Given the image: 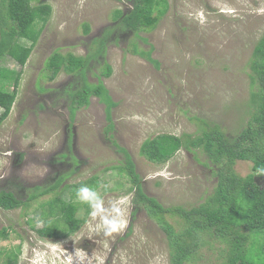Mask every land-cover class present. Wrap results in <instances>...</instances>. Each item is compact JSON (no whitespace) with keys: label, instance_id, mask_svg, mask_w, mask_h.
Here are the masks:
<instances>
[{"label":"rangeland","instance_id":"1","mask_svg":"<svg viewBox=\"0 0 264 264\" xmlns=\"http://www.w3.org/2000/svg\"><path fill=\"white\" fill-rule=\"evenodd\" d=\"M168 1L169 11L153 31L135 33L114 18L117 11L131 9V0H33L34 6L51 5L53 12L23 68L11 115L0 126V190L23 191L27 196L33 188H47L64 177L59 190L68 187L66 200L73 186L83 182L100 193L106 207L113 198L134 195L127 227L111 237L88 231L90 208L78 199L82 206L77 217L85 223L65 239L41 238L29 225L33 220L36 228L43 226L34 210L54 194L41 196L29 211L0 209V264H28L31 248L40 246L39 241L58 245L49 251L50 257L62 249L74 254L80 248L90 257L94 252L102 256L105 264H171L166 233L134 203L132 184L120 169L125 156L116 144L131 154L149 197L166 208L190 210L204 203L218 179L201 150H181L157 166L141 156V147L160 134L197 135L201 119L220 125L231 138L246 127L251 115L249 63L264 34V13L257 11L264 8V0ZM201 11L203 23L196 18ZM135 46L141 51L153 49L159 65L136 55ZM102 47L104 53L97 56ZM55 52L97 56L87 70L91 84L99 82L105 64L112 66V76L101 77L118 103L111 132L106 107L96 97L71 119L68 92L79 78L64 72L54 81L45 78L46 63ZM4 66L22 69L10 57ZM252 167L251 162L238 161L234 169L249 180ZM94 177L97 182H90ZM253 183L263 188L264 177L255 176ZM50 220L58 227L63 223L59 217ZM167 220L177 230L183 222L178 217ZM6 228L8 232H3ZM207 240L194 264H224V247ZM14 255L17 262L12 261Z\"/></svg>","mask_w":264,"mask_h":264},{"label":"trees","instance_id":"2","mask_svg":"<svg viewBox=\"0 0 264 264\" xmlns=\"http://www.w3.org/2000/svg\"><path fill=\"white\" fill-rule=\"evenodd\" d=\"M131 1V9L127 13L117 11L114 18L125 29L135 33L153 31L170 8L168 0ZM52 12L51 5L34 6L33 0H0V126L11 115L19 94L23 68L39 42ZM89 32L90 26L86 25L85 33ZM103 49L104 47L99 50L97 56L104 53ZM133 52L159 65L152 57L153 49L141 51L135 46ZM97 56L82 57L73 53L63 55L55 52L48 58L44 76L50 81H54L61 72L78 77V84L68 92L71 119L74 120L78 110L88 107L91 99L96 97L106 107L108 130L111 132L114 129L112 112L118 103L110 95L101 77L110 78L113 68L110 64H105L97 84H91L87 78L90 63ZM8 57L22 69L17 71L4 66ZM249 68L251 115L246 127L237 136L231 138L220 125L201 119L197 135L160 134L147 139L141 147V156L157 166L167 164L181 150H201L206 155L208 162L215 167L218 182L213 194L198 207L190 210L182 206L166 208L157 199L149 197L136 172L131 154L116 144L125 156L120 169L132 184L129 192L135 193L134 203L138 209L142 207L166 233L171 264H194L202 246L210 242L207 238L224 247L221 249L224 264H264V187L253 183L255 176L264 177V34L254 46ZM40 90L46 91L43 87ZM238 161L253 164L249 180L235 171ZM64 180V177H57L54 185L47 188L37 186L27 196H23V191L0 190V209L13 211L21 208L29 211L41 196L54 194L48 200L38 202L39 206L34 210L43 226L36 228L33 220L29 221V225L41 238H68L77 233L85 223V219L77 217L82 204L77 202L76 191L86 183L74 185L75 190L70 199L66 200L64 193L68 187L59 190ZM97 180L94 177L90 182L95 183ZM50 216L63 219L62 225L58 227L50 220ZM168 216L183 220L179 230L167 220ZM3 232H8V229ZM13 258L17 262V255L12 256V261Z\"/></svg>","mask_w":264,"mask_h":264},{"label":"clouds","instance_id":"3","mask_svg":"<svg viewBox=\"0 0 264 264\" xmlns=\"http://www.w3.org/2000/svg\"><path fill=\"white\" fill-rule=\"evenodd\" d=\"M225 11V9H221ZM228 11H231L229 9ZM264 13V8L257 10ZM203 12L196 14V18L203 23ZM133 193L127 195H120L108 201V206H105V200L100 193L89 186L83 185L76 191L77 199L86 203L90 208V220L86 223L88 231L100 232L102 231L105 236L111 237L114 234H119L128 225L127 213L131 206ZM96 221L95 224L92 222ZM40 246L31 248V256L28 257V264H56L59 260V264H92L93 259L97 261V264H105V260L102 256L97 255L95 252L90 257L87 252L77 248L74 254L61 250L60 254L55 257L49 256V251H54L58 245L49 241H39ZM28 245H25L27 248Z\"/></svg>","mask_w":264,"mask_h":264}]
</instances>
